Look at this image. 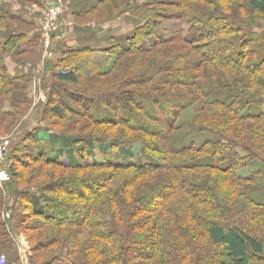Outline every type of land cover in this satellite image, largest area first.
<instances>
[{"label":"trees","instance_id":"1","mask_svg":"<svg viewBox=\"0 0 264 264\" xmlns=\"http://www.w3.org/2000/svg\"><path fill=\"white\" fill-rule=\"evenodd\" d=\"M121 16L133 27L125 47L111 37L46 65L55 83L36 118L49 141L24 123L30 77H10L0 59V132L16 134L0 264H22V234L30 264L264 263V0H102L76 18ZM163 23L179 27L161 37ZM31 29L0 6V32H17L1 54L37 59ZM198 103L192 130L212 138L175 146ZM97 104L120 113L102 117ZM95 143L122 162L84 159Z\"/></svg>","mask_w":264,"mask_h":264},{"label":"crops","instance_id":"2","mask_svg":"<svg viewBox=\"0 0 264 264\" xmlns=\"http://www.w3.org/2000/svg\"><path fill=\"white\" fill-rule=\"evenodd\" d=\"M64 6V14L61 16L58 28L47 33L45 30L44 9L46 3L43 0H0V6L4 7L10 14L21 16L32 29L26 31L27 38L25 46L32 41H38L40 49L35 60L18 63L15 56H3L0 50V59L7 69L10 77L23 75L31 79L29 96L33 99L32 104L25 117L27 130L38 128L37 136L43 141H49L52 132L40 127L42 124L36 117H40L43 109L41 103L47 101V89L43 88L44 82L52 85L55 83L53 71L46 69V65H55L63 57V54L80 47H93L104 50L108 47L111 37H120L132 31V24L127 17L121 16L104 23H80L76 16L87 13L95 8L102 0H59ZM17 32H0V43L7 40ZM20 60V59H19ZM1 73V70H0ZM46 96V101H39V94ZM33 102L39 107L33 106ZM6 110L9 103H6ZM58 149V146L56 147Z\"/></svg>","mask_w":264,"mask_h":264},{"label":"rangeland","instance_id":"3","mask_svg":"<svg viewBox=\"0 0 264 264\" xmlns=\"http://www.w3.org/2000/svg\"><path fill=\"white\" fill-rule=\"evenodd\" d=\"M53 1L56 2L59 0H53ZM47 7H48V4L46 3V8L44 9L45 12H46ZM45 12L43 15L44 18H45ZM260 25L262 26L261 28L255 29L256 32H258V33L264 31V20L260 21ZM178 27H179V24H175V25L173 24L172 25V24H168V23H163L157 32H158V35L161 37H169L174 31H176V29ZM52 32H54V31H52ZM131 35H132V33L130 32L126 35H122L119 38H117L120 41V45L125 47L126 46L125 45L126 38H128ZM40 96H41V94H39V96L37 97L38 101H39ZM33 106H35V108L39 107L37 105V103H35V102H33ZM199 106H201V103L196 104L194 107L190 108L189 110H187L182 115V118L180 120L181 122L179 124L180 125V131L176 132V134L174 135V137H172V140H171V142L175 146H186L189 143H191L193 140L194 141L196 140L199 143H202V142H205L206 140L212 138V136L209 134H201L198 131L192 130L191 122H192L193 118L196 117V115L199 111V108H198ZM95 111H96L95 113L99 114L100 116L108 117V118H113L116 115H118V113H120V112L114 113L113 111L110 110V108H106V107L102 106L101 104L96 105ZM120 116H121V114H120ZM14 129L11 130V132H13ZM0 133L5 135V136H8V134H9V132H7V133L0 132ZM11 134H14V132L10 133L9 135H11ZM14 135H16V134H14ZM176 143H181V145H178ZM49 148L50 147L48 146V151H50ZM58 148H59V146H58ZM108 148H110V147H108ZM135 153L137 155V159H135V157H134L133 161H136V160L139 161L138 160L140 157L139 149L136 148ZM51 155L53 157H55L57 155V153L54 152ZM7 157H9L8 154H7ZM84 159L89 160V161H99V162H102L104 160H110L113 162H122V157L120 156L119 151L117 149H111L110 148L108 151H106L104 153L100 148V144H98V143L94 144L93 152L91 154L86 155L84 157ZM6 162H8L7 158H6ZM7 165H8V163H7ZM22 236L25 237V235H23V234H22ZM25 239H26V237H25ZM27 242H28L29 247L31 248V245H30L28 240H27ZM22 255H23L22 256V264H30V261H29V259L28 260L26 259V256L29 258V256L31 255V251H30V255H26L24 253ZM262 264H264V263H262Z\"/></svg>","mask_w":264,"mask_h":264},{"label":"built area","instance_id":"4","mask_svg":"<svg viewBox=\"0 0 264 264\" xmlns=\"http://www.w3.org/2000/svg\"><path fill=\"white\" fill-rule=\"evenodd\" d=\"M48 4V7L45 12V30L47 33H52L59 26V20L61 16L64 14V6L61 1H53V0H43ZM41 101H46V96L41 94ZM15 139L13 134L5 136L0 133V192H5V185L11 180V175L8 170V165L6 162L7 154L9 152V147L11 145V141ZM0 214L4 220H9L12 217V210L6 208L5 205L0 204ZM16 241L18 244L19 252L21 254L30 255V247L28 245L27 240L22 235L16 236ZM26 259L29 258L26 256Z\"/></svg>","mask_w":264,"mask_h":264}]
</instances>
